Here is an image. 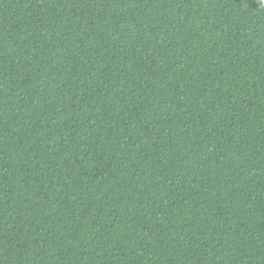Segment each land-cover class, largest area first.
Listing matches in <instances>:
<instances>
[{
	"label": "trees",
	"instance_id": "trees-1",
	"mask_svg": "<svg viewBox=\"0 0 264 264\" xmlns=\"http://www.w3.org/2000/svg\"><path fill=\"white\" fill-rule=\"evenodd\" d=\"M0 264H264V0H0Z\"/></svg>",
	"mask_w": 264,
	"mask_h": 264
}]
</instances>
